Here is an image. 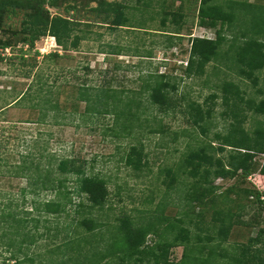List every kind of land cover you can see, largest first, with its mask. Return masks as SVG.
Segmentation results:
<instances>
[{
  "label": "rangeland",
  "instance_id": "obj_1",
  "mask_svg": "<svg viewBox=\"0 0 264 264\" xmlns=\"http://www.w3.org/2000/svg\"><path fill=\"white\" fill-rule=\"evenodd\" d=\"M228 1L216 0L224 8ZM232 1L253 3L244 10L251 26L249 32L252 34L254 27L253 32L260 33L259 38L264 40V31L261 32L264 28V0ZM0 3V56L3 57L0 60V210L9 206L8 209L16 208L21 216L40 218L39 232L47 231L45 226L53 229L56 224L69 229L85 215L105 220L103 210L78 207V202L87 204L88 201L75 194L67 206L68 215L58 219L38 215L31 209V203L39 205L45 200L57 199V196L51 190L40 189L33 195L22 191L25 187L29 188L27 175L43 177L49 171L53 177L57 175L53 173L55 162L71 157L85 165L87 174L98 175L107 181L109 197L104 210L112 215L107 221L109 226L116 223L113 216L121 211L132 214L136 221H140L142 216L154 215L163 209V214L171 219L183 217L185 226L191 230V240L199 245L204 242L200 239L209 231L198 229L196 223L210 226L219 210L232 208L235 213L236 204L240 202L245 209L227 240L222 242L226 252H232L235 244L247 242L259 228L264 227V212L257 209L258 205L252 199H246L243 192L235 193L242 188L255 187L253 182L256 177L246 180L239 177L215 179L218 192L230 187L234 192L229 194L228 199L223 194L218 195L214 202L202 209V213L200 208H196L194 213L184 215L189 202L187 188L192 178L180 174L179 180L170 185L167 176L169 170H176L186 150L196 147L201 140H214L213 144L217 146L219 140L215 134L226 133L236 121L222 102L220 85L223 81H233L240 88L243 98L238 99V106L242 107L238 116L240 125L252 135L259 126L264 131V114L255 113L246 103L248 99L255 103L264 99V67L255 72L257 81L254 83L251 78L239 73L232 50L228 48L236 36L239 38L237 43L242 39L239 29H243V25L240 20L236 26L225 27L226 40L221 46L220 57L206 65L204 74L189 75L185 66L192 38H215L214 29L198 24L194 0H57L55 7L46 5L49 16L71 20L74 33L83 36L78 48L69 51L61 49L48 33L41 35L32 49L18 41L24 25H29L32 18L42 17L37 0H0ZM116 9L125 12L130 26H112L110 20ZM166 12L182 14V19L176 24L172 15H168L163 24ZM238 13L237 17L241 19L244 13ZM1 43L7 47H2ZM20 49L26 50L23 57ZM226 51L228 55L223 53ZM55 52L59 55L48 56ZM155 72L168 74L170 82L176 87L173 94L180 105L174 112H160L157 105L147 98L146 82L150 81L149 75ZM83 84L123 89L134 96L140 101L141 127L128 134L114 136L108 130L115 123L114 114L92 111L90 115H84L86 102L77 99L78 88ZM26 90L33 93L34 98L17 101ZM212 94L216 97H211ZM47 98L49 101H44ZM190 101L211 109L206 135L193 126L185 112ZM133 144L144 146L146 163L140 170H134L125 163V153ZM263 158V154L256 157L257 168ZM18 166L23 169V174L19 176L16 175ZM69 178L65 186L71 189L75 183L71 181L72 177ZM40 185L38 183L37 186ZM26 210H32L31 214H27ZM198 212L203 223L198 220ZM256 212L260 215L259 222L255 220L258 216ZM107 227L92 231L96 234L92 239L89 238L91 232H86L84 228L77 236H86L97 244L96 251H105V241L109 240ZM102 233L104 236L99 235ZM61 236L60 239H53L45 234L26 249L27 254L34 258V264H45L50 256L57 261L60 258L65 260V264H87L91 260L93 249L86 244L79 251H75V245L55 250ZM147 240L149 246H154V251H159L164 239L151 235ZM216 243L217 238L210 244ZM222 248L219 247L220 252ZM1 251L4 252V247L0 239ZM182 254V246L174 247L170 250L169 262H179ZM144 258L147 260L142 262L132 258L129 264H155L150 255ZM97 260L96 257L94 261L99 262ZM126 263L127 260L124 261ZM99 264L121 263L115 257H106Z\"/></svg>",
  "mask_w": 264,
  "mask_h": 264
},
{
  "label": "trees",
  "instance_id": "obj_2",
  "mask_svg": "<svg viewBox=\"0 0 264 264\" xmlns=\"http://www.w3.org/2000/svg\"><path fill=\"white\" fill-rule=\"evenodd\" d=\"M56 1L37 0L39 13L42 14V17L32 18L29 25H24L21 30V39L18 41L32 49L36 40L41 35L48 33L55 38L57 44L64 51L78 48L83 36L74 33V23L59 16L51 18L46 11V5L55 7ZM194 2L196 4L194 11L197 13L198 24L214 29L215 38H192L185 71L189 75L204 74L206 65L211 61H216L221 55V46L226 40L225 27L229 29L236 26V23L240 20L239 23L243 25L241 26L243 29H239L242 39L237 43L239 38L236 36L228 48L232 50L231 55L236 62L239 73L251 78L256 83L257 76L255 72L264 67V40L259 38L258 35L260 33L256 34L253 32L254 27L251 30L252 34L249 32L251 26L248 25V14L244 10L248 8L247 5L253 3L229 0L226 8H224L216 0H194ZM243 2L246 4H243ZM12 3H16V1ZM237 10L244 13L241 19L237 17V14H239L236 12ZM115 11L114 17L110 20L112 26H130L128 25L129 19L125 12L118 9ZM168 15H172V21L176 24L182 19V14L166 12L163 17V24H165ZM262 21L264 23V19ZM262 31H264V28L261 29ZM14 33L16 32L14 31ZM1 45L2 47H7L6 44L1 43ZM20 50L23 57L26 54V50ZM223 53L228 55L229 52ZM35 54L37 55L38 51ZM58 55L57 52L48 54L50 57ZM0 60H3V57L0 56ZM149 78L150 81L146 82L145 90L150 103L157 105V109L160 112H174L180 104L173 94L176 91V87L170 82V76L164 72H155L150 74ZM220 91L222 92V102L227 105L229 113L233 115L236 121L231 124L230 129L226 133L215 134V138L219 140L217 146L213 144L214 140H201L199 145L186 150L183 153L181 162L177 164L176 170H169L167 174L170 178L168 181L170 185L179 180L180 174L192 178L187 188L186 195L189 202L187 204L188 209L183 212L184 215H188V212L194 213L196 208H200L202 213V209L214 202L220 194H223L225 199H228L229 194L234 192L233 188H226L223 192H218L219 187L214 185V181L218 178L232 179L235 177H239L242 180L256 177L253 182L255 187L252 189L242 188L235 193L243 192L246 199H252L258 205L257 209H260V212H264V158L259 167L257 168L256 166V157L259 154L264 155L263 127H257L255 134L252 135L240 125L241 122L238 120V116L242 107L238 106V99L243 98L240 95L241 91L237 83L223 81L220 85ZM32 97L34 98L33 93L26 90L19 96L17 101L20 102L26 98L31 100ZM211 97H216V94H212ZM77 99L86 102L84 115H90L92 111L102 114H114L115 123L108 128L109 133L114 136L128 134L133 129L141 127L140 101L134 96H130L123 89L83 84L78 88ZM44 101H49V98ZM246 103L255 113L264 114V99H261L258 103L248 99ZM185 112L189 115L193 126L199 128L201 133L206 135L211 109L203 108L198 102L190 101L186 104ZM145 155L143 144H133L129 146L125 153V163L134 170H140L146 163ZM37 168L38 166H36ZM49 173L47 171L43 177L38 175L35 178L27 175L30 181L29 188L25 187L22 189V191L31 195L38 193L40 189L55 192L57 199L45 200L39 205L31 203V209L37 211L38 215H48L54 217V219L68 215L67 206L71 204L72 196L75 194L84 197L88 201L87 204L78 202L76 204L78 207H87L89 210H103L104 218L106 219L99 221L97 218L85 215L81 219L78 218L76 225L69 229L66 226L63 227L56 224L53 229L45 226L47 231L39 232L40 218L21 216L16 208L8 209L9 206H6V210H0V223H2V226L0 225L2 227L0 229V239L4 247V252L1 251L0 253L2 264H34V258L27 254L26 249L45 234L50 235L53 239L58 238L62 234L61 241L59 240V243L56 244L55 250L61 249V247L68 249L75 245V251H79L82 247H85L84 244L92 246L93 257L87 264H99L106 257H111V259L115 257L121 264H124V261L127 260L126 264H129V260L131 261L132 258L136 262L147 260L144 258L146 255L153 257L155 264H159L160 261L163 264H171L169 262L170 250L178 246L183 247V254L179 262L175 264H264V227L259 228L257 234L254 237H250L247 242L235 244L232 252H226L227 250L222 248V242L227 240L230 230L235 223L239 222V217L245 209V206L240 202L236 204L235 213H233L232 208L219 210L210 226L203 227L200 226L201 224L196 223L198 229L209 231L202 240L200 239L201 242H204L196 245L191 240V230L185 226L183 217L171 219L163 214V209L154 215L142 216L140 221H136L132 214L121 211L113 216L116 223L113 226H109L110 224L107 221L112 215L104 210L109 197L107 181L98 175L87 174L85 165H81L74 158H60L55 162L53 172L57 173V175L52 177ZM22 174L23 169L18 166L16 175ZM38 174L40 173L38 172ZM69 176L73 178L71 181L75 183V186L71 187V189L65 186L66 181L70 179ZM38 183H41V185L37 186ZM229 201L232 202L233 200ZM32 210H26V213L31 214ZM200 212H198V220L203 223ZM88 213L90 214L91 211ZM258 216L255 219L257 222L260 219V215ZM106 225L108 226L107 239H109L105 241L106 249L105 251H96L97 244L91 240L96 234L92 231ZM59 227H63V229ZM82 228L86 232H91L90 240L86 236H77V234H81ZM51 229L53 234L50 233ZM99 235L104 236V233ZM151 235L164 239L163 243L159 245L161 246L159 251H154V246L147 244V239ZM198 236L200 235L198 234ZM215 238L218 239V243L210 244ZM94 241L96 242V239ZM81 242L83 243L82 245H80ZM219 247L223 249L222 252H220ZM96 257L99 262L94 261ZM47 258L48 261L45 264L66 263L61 258L58 261L52 256Z\"/></svg>",
  "mask_w": 264,
  "mask_h": 264
}]
</instances>
